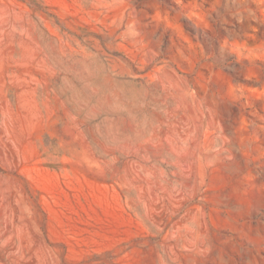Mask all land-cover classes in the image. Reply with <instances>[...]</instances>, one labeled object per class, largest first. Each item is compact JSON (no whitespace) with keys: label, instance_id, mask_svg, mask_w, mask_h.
<instances>
[{"label":"rangeland","instance_id":"obj_1","mask_svg":"<svg viewBox=\"0 0 264 264\" xmlns=\"http://www.w3.org/2000/svg\"><path fill=\"white\" fill-rule=\"evenodd\" d=\"M0 264H264V0H0Z\"/></svg>","mask_w":264,"mask_h":264}]
</instances>
